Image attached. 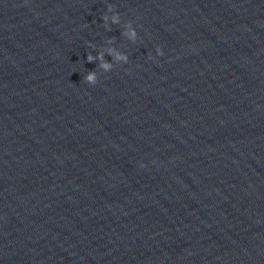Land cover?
<instances>
[{"label":"clouds","instance_id":"9594fccd","mask_svg":"<svg viewBox=\"0 0 264 264\" xmlns=\"http://www.w3.org/2000/svg\"><path fill=\"white\" fill-rule=\"evenodd\" d=\"M115 6L113 4H108L107 11L102 15L101 20L104 23V26L109 31L111 30V25H117L121 22L120 14L114 11ZM111 13V15H109ZM121 35L126 37L131 42H136L138 38V33L136 28L133 26L131 21H128L124 24V30L121 32ZM114 38H109L107 44L109 46H101L97 51L96 55H93L92 52L87 53V62L95 63L96 67L101 69L103 72H109L113 69L114 63H127L129 57L126 53L121 52L115 46H113ZM89 47L92 49H97L95 44L90 43ZM157 55H163L162 49L157 46L156 49ZM106 56L111 57V61L105 59ZM149 59H152V56L149 54ZM98 62V63H97ZM83 80L89 85L94 86L97 83L98 75L96 70L88 71L84 76ZM144 165H141L143 167Z\"/></svg>","mask_w":264,"mask_h":264}]
</instances>
